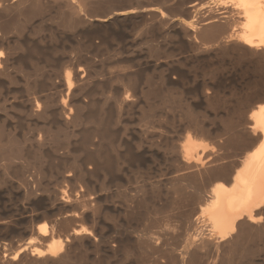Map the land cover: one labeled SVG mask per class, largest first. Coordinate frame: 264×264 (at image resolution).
Here are the masks:
<instances>
[{"label": "bare ground", "instance_id": "bare-ground-1", "mask_svg": "<svg viewBox=\"0 0 264 264\" xmlns=\"http://www.w3.org/2000/svg\"><path fill=\"white\" fill-rule=\"evenodd\" d=\"M26 1L5 4L0 0V17L12 16L0 21V78L9 81L16 79L10 74L12 60L32 63L38 58L47 60L52 52L44 36L28 29V22L44 13L47 2ZM87 2L88 8L83 10V1L63 0L55 20L64 30L74 29L75 35L76 27L87 28L82 34L85 43L79 41L86 47H92L94 39L104 35L96 29L99 24L127 20L134 25L135 16L129 15L138 12L133 5L138 0ZM176 7L185 16L183 20L176 21L168 12L154 7L144 11L152 20L145 43L156 58L152 66L161 70L160 87L155 89L150 83L146 90L139 88L142 70L122 73L118 77L126 79L131 96L115 104L119 111L128 108L135 103L132 95L137 91L146 97L156 95L159 118L173 126L175 121L170 117L167 120L165 113L170 111L173 118L179 113L191 128L174 138L169 130L139 127L149 141L144 152L151 157L155 150L161 151L168 168L162 167L165 171L159 178L149 177L150 181L136 185L133 194L127 166H140L144 152L133 148L127 124H113L107 100L95 97L104 85L98 76L78 64L65 68L61 81L49 80L51 92L37 93L47 82H36L41 69L36 65L34 74H24L31 81L26 94L14 104L21 111L20 121L25 123L22 140L9 130L10 122L0 112V234L16 237L10 238L7 247L0 245V264H88L89 253L101 254L102 259L134 254L136 264H264V0H177ZM165 25L169 28L166 35L187 41L181 48H188L195 61L211 55L223 59L231 53L239 66L249 60L250 66L244 64V68L249 67L250 74L243 85L253 94L242 95L241 90V95L234 96L240 97L228 104L225 99L220 101L215 83V87L200 91L197 101L215 110L222 107L221 131L206 127L195 104L186 103L187 98L174 91L179 80L174 68L181 59H172L175 53L165 50L167 54L161 56L166 60L158 61L162 49L153 31ZM82 47L74 48L76 58L90 66V57L84 51L88 47ZM10 105L12 101L3 109ZM152 109L146 111V117L152 115ZM72 136L71 150L60 152L65 138ZM203 136L213 142L208 143ZM21 142L29 145L23 147ZM68 156L70 160H66ZM155 197L179 208L173 212L172 225H179L180 233H169L168 224L164 229L165 219L163 226L154 219L163 228L155 237L150 233L151 226L137 232L136 226L127 224L128 218L149 214V203Z\"/></svg>", "mask_w": 264, "mask_h": 264}, {"label": "rangeland", "instance_id": "rangeland-1", "mask_svg": "<svg viewBox=\"0 0 264 264\" xmlns=\"http://www.w3.org/2000/svg\"><path fill=\"white\" fill-rule=\"evenodd\" d=\"M29 1L31 2V0H29ZM29 1L27 0L26 4L30 3ZM41 1L47 2V7L44 8V10H43L44 13H41L40 14L41 16L39 15L38 17L31 19V21L28 22V26L31 27V28L28 27V29H30L32 31V33H34L33 32V29H34V31L37 32V35H39L38 33H40L41 37L44 36L45 40H48V42L47 41L46 42L50 46H48V44H47L46 47H48L50 49L52 48L51 49L52 52H50L51 50L49 49V52H50V54H48L49 58L47 60H45L44 58H38V59H35L34 62H32V63H29V62L20 63L16 60H12L11 65H10V67H11L10 68V74H12L13 78H16V79L12 78L13 80L9 81L8 79L0 78V112H2V114L3 113L6 114L8 120L10 122L9 123V130L12 133L16 134L18 140H22L21 137H22L23 131L25 129V123L20 121L21 111L14 104H17L16 102L18 101L19 98H21V95L26 94L25 93L26 89H27L26 85L29 81H31V78L27 79L26 77H24V74H34V69H35L36 65H37V67H39L41 69L40 72H38V77H36V82L47 81L46 85L44 87H42L41 89H38L36 91L37 93H39L40 91L41 92H51L53 90V87L51 84H49V80L53 79L54 81H58V82L61 81L62 76H63V74H62L63 70L65 68H69L71 66H76L78 64L86 67L87 70L91 74H93L95 78L98 76L97 78L100 79V81L103 82L104 85L101 88H99L94 95L96 98H101V99L103 98V99L107 100L108 106H110V108L112 109L111 112H112V117L114 118V119L112 118L114 120L113 121L114 125H116L117 122L119 123V126L122 125L123 123L127 124L126 127H128V128L126 130V133H127V136L129 137V140H131V137L134 140L133 148L135 149V151L137 150L136 152H139V151H140V153H141V151L144 152V150H146V148L149 146V141H147V139L145 138V135L143 136L141 129L146 130V127H148L147 130L148 129L149 130L150 129H152V130H156V129L157 130H169V133H170L169 135L172 136L174 134L173 136H174V138H176L177 134H181L184 131H186V129L191 128L187 125L186 119L183 118L181 115H179V113L175 114V116H176V117H174V118H176L175 120L171 116V115H173V113H171L170 111H169V113H167L168 111H166V113H165L166 117L168 115V117L166 118L167 120L170 117L171 122L175 121V123L173 122L174 123L173 126H172V123H169L170 121L166 122V121L162 120V119H164L163 117H162V119L159 118V117H161V114L159 113L160 110L157 106L158 105L157 104L158 103V96H156V95H151V96L147 95L148 97L151 98V99H149L148 97H146L145 93L137 91L136 95H132V97L133 96L136 97L135 100H134V98H132L135 101V103H132L128 108H125V109L119 111V110H117L116 104H115L116 100L122 99L124 96H127V95L131 96V90L129 88L126 89L128 87V86H126V84H127L126 79H120L118 77L122 73L129 72L130 70H135V71H137V70L141 71L142 70L141 71L142 74H139V76H138L139 77L138 81L140 80L139 86H138L139 88L146 90L150 86V83H151L150 87H155V89H158L160 87L161 81H160V79H158V77L160 78L159 74H161V70L160 69L156 70L152 66V63L155 61L154 59H156V58H154L155 56L152 57L149 54L150 53L149 52V46L145 43V37L147 35V28L152 23V20H151L150 15L145 13L144 11L149 7H154L157 10H162V11L164 10V12H166V13L168 12L169 14L172 15V19H175L176 21L183 20V18H185V16L182 15L180 13V11L178 10V8L176 7L177 0H163V1L162 0H138L137 4L134 3L133 5L137 8V11L139 13L136 12V13H132L131 15H129V16H133V17L135 16L134 25H131V23L129 24V22L127 20H125V21L119 20V22H117V23H114V22L112 23L111 21H106L103 23V25L101 24V26H100V24L97 25L96 29H98L101 33H104V35H102V36L99 35L98 37H96L94 39V44L92 45V47L90 46V48L88 46H87L88 47L87 48L85 46V44H82V42L85 43V41L83 39L84 35H82V34H84L83 32L87 31V28H84V26L76 27L77 31L75 28V33L77 35H75L73 32L74 29L72 31H69V29L64 30V28L61 27L60 25H58L57 22L55 21V20H57L56 17L58 16L60 9H62V7H63L62 6L63 0H41ZM81 1H83V4L80 5L81 9L86 10V8H88L87 7L88 6L87 0H81ZM187 1L191 2L192 0H187ZM2 2L6 4V3L14 2V0H2ZM8 17L11 18L12 17L11 14L8 16L6 15L2 18L0 17L1 18L0 21H3L5 19H7ZM127 24H129V25H127ZM165 26L164 27L163 26H160V27L157 26L153 31V34H154L153 36H154V38L156 37L155 40L158 42V44L159 45L161 44L160 46H161L162 51H161V53L158 54L159 56H161V54H162V56L166 55L167 52L172 51L173 54L174 53L177 54V55L174 54L172 59L174 57L175 58L178 57L179 59H181V61H179L178 63L175 64L176 66L174 68L177 71V74L179 73L178 75H176L177 79H179V80L178 81L175 80V81H177L175 87H177V86H179V87H177L176 89L174 87L173 88L174 91H176L179 95L181 92L182 95H180V96H184L183 97L184 100H185V98H187L185 100L186 103L192 102L195 104L196 109H197L196 112L200 114V119L206 127L210 128V129H216L217 131H221L220 129L224 123V119L222 118V114L224 111H223L222 107H217L215 110V109L208 107L205 103L200 102V99H199V101H197L199 98V94L201 93L200 91H203L204 90L203 88L213 87L214 83H215L216 88H218V90H216V91H219L217 93H219L221 95V96L219 95L220 101L222 102V100L225 99V100H223V102L227 103V101H228V104L234 103V101L240 97L238 95L239 97L235 98L237 96L236 94L242 93L241 90H243L242 95H244L245 93H247L248 95L253 94L254 93L253 90L249 91V89H245L246 87L243 85V83L249 78L248 75L250 74L248 69H247L249 67L244 68V64H246L247 66H250V64L248 63L249 60L246 61V63H244L243 65L241 64L239 66V64L238 63L236 64V62L234 61L235 60L233 57L234 55L231 53V56L229 54L228 56L224 57L223 59H219L220 58L219 56L214 57L215 55H213V56L211 55L207 59L203 58L204 61H203V59H201L202 61L200 60V62H199V60L195 61L194 59H191V57L189 56L190 52H189L188 48H181L182 42L186 44L187 41L183 40L182 38L175 36V35H171V34L166 35L167 34L166 31L169 28H167V26L166 27ZM49 27L52 28L54 30V32ZM166 28H167V30H165ZM28 29H26L24 32H22V34L27 32ZM49 33H51V34L53 33V35H50ZM222 35H224V34H222ZM222 35H219V36L221 37ZM51 36H52V38H50ZM79 41H82V42L80 43ZM211 41L213 42V40H210L209 42L212 43ZM206 43H208V41ZM79 45L81 47L84 45L82 47V49L84 47L87 48L84 51L88 55V57H90L89 58L91 60L90 61L91 63H89L90 66H87V63H85L83 61H78V59L76 58L77 57L75 54L76 49L74 52V48H78ZM53 46L54 47L57 46L58 49L56 48L54 50ZM165 50H167V52ZM162 56L160 57V59L158 61H160L161 59L166 60V57L164 56L165 57L164 58ZM210 58H212V59H210ZM252 58L255 59L254 57H252ZM168 59H171V57ZM232 61H234V62H232ZM21 64H22V66H21ZM25 64H26V66H25ZM33 64H35V65H33ZM23 66H25V67H23ZM245 69H247L246 71H248V72L244 71ZM95 74H96V76H95ZM48 76L51 78H49ZM236 89L240 90L241 92L238 91V93H236L235 92ZM125 91H127V92L125 93ZM193 91L196 93H193ZM249 92H252V93H249ZM222 96H224V98ZM9 101H12L13 105H10L7 108L5 107L6 109H3L4 106L8 104ZM151 104H152V106H151ZM152 107H153V109H152ZM150 108L152 109V115L149 116V118H148V116L146 117V114H147L146 111H149ZM219 109H222V110H219ZM154 111H156V112H154ZM220 111H222V112H220ZM164 122H166L168 124H166ZM120 123H122V124H120ZM142 126H143V128H142ZM122 130L123 129H121V132H122ZM138 130H140V131H138ZM152 130H150V131H152ZM40 131H42V130H40ZM136 132L138 135L136 134ZM131 134H133V135L136 134V135L134 137ZM62 138H64V137H62ZM203 138H205V136H203ZM208 138L206 137L205 139L209 140L207 142L208 143L210 142V144H211L213 142V140L211 138H209V139ZM74 139H75V137H73V136L72 137H66L65 141L62 144L59 151L60 152L70 151L72 148ZM140 144H141V146H140ZM20 145H22L23 147H27L29 144L27 142H21ZM135 146L138 148H135ZM144 154H146L145 155L146 158H144V156H143ZM161 154H162L161 151L155 150L153 155L151 156L152 157L151 158L146 152H144L142 154V158H143L142 163H144V164L141 163L140 166H138L139 167L138 170L136 169L138 167L131 166V168H130V166H127L128 168L126 170V173H127V177L129 178L128 184L130 186L131 194H133L135 192V189L137 188V186L142 185L143 183L146 182V180L150 181V180H153V178H155V179L159 178L165 171V169L164 168L162 169V167L166 166L168 168V163H166V161L162 160ZM148 159H149V161H148ZM66 160H70V157L68 156L66 158ZM47 162L48 161L45 159L43 164L46 165ZM54 162H56V160ZM141 167H143V168H141ZM132 172H134L135 174H133ZM152 175H153V177H152ZM127 177L124 178L125 181H127L126 180ZM149 177H151L150 180H149ZM52 178H54V177H51V179ZM100 179H102V176L100 177ZM51 182L55 183V180L52 179ZM131 186H133V188ZM163 205H164V207H163ZM158 208H159V210H158ZM138 209H139V211L143 210V208H141V207ZM156 209H157V211H155ZM177 209L179 210V208L170 206L166 199L160 198V197H158V198L155 197L149 203V206H148V213L150 212L149 214H147V215L144 214L143 216H141L142 215L141 214L140 216L143 217V218H141L139 216L141 219L140 218L133 219V217L128 218V220L126 222L129 226H132V227L136 226L135 227L136 230L138 229L137 232L139 230L147 227V226L148 227L151 226L150 233L151 234L154 233L153 234L154 237L158 236V234L160 233V230H163V228L165 229L167 224H168L167 228L168 229L171 228V229H169V233H173V232L175 234L177 232L180 233L182 228L179 225H178L179 227L177 225H176L177 227H175V225H172L175 223L173 220H175L174 214L177 212ZM173 212H175V213H173ZM151 216H153V218ZM162 217H164V218H162ZM168 217H169V219H170V217H172L174 219H170V220L166 219ZM118 219H121V218L118 217ZM154 219L157 222L160 221V222H158L160 224L162 222L164 223V221H165V225L163 223L161 224L162 226L164 225V227L162 228V226H160L156 221L154 222ZM107 220L109 223L113 224L110 219H107ZM115 220H117V219H115ZM162 220H164V221H162ZM166 221H167V223H166ZM172 222H174V223H172ZM146 223H147V225H146ZM150 224H152V225H150ZM157 224H158V226H157ZM155 226H157V227H155ZM153 228H155V229H153ZM168 229H166V230L168 231ZM10 238L15 239L16 237L15 238H13L11 236L5 237L3 234H0V245L7 247L9 241L12 240ZM88 255H89V263L88 264H106V263L107 264H136L135 260H137L136 255L133 256L134 254L128 256L129 257V258L127 257L128 259L124 258L118 254L116 256H113V257L110 256V257H107L104 259H102L101 254H97V255L91 254L90 255V253H89ZM71 264H76V262L73 261Z\"/></svg>", "mask_w": 264, "mask_h": 264}]
</instances>
